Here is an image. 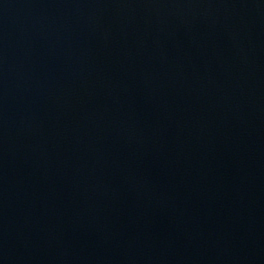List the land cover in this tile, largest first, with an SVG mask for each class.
I'll list each match as a JSON object with an SVG mask.
<instances>
[{
    "label": "water",
    "instance_id": "95a60500",
    "mask_svg": "<svg viewBox=\"0 0 264 264\" xmlns=\"http://www.w3.org/2000/svg\"><path fill=\"white\" fill-rule=\"evenodd\" d=\"M0 264H264V0H0Z\"/></svg>",
    "mask_w": 264,
    "mask_h": 264
}]
</instances>
